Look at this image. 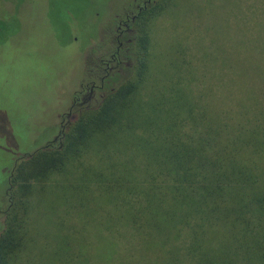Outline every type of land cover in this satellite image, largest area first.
Returning <instances> with one entry per match:
<instances>
[{
    "label": "rangeland",
    "instance_id": "374dc122",
    "mask_svg": "<svg viewBox=\"0 0 264 264\" xmlns=\"http://www.w3.org/2000/svg\"><path fill=\"white\" fill-rule=\"evenodd\" d=\"M142 1L0 0V233L13 222V246L20 245L9 264H158L153 242L119 220L122 201L115 194L122 191L121 179L113 177L121 190L110 192L113 200L90 178L95 169L121 170L112 166L132 152L135 170L147 166L143 145H130L128 153L109 151L114 158L90 145L67 161L71 172L32 184L24 195L14 196L11 184L20 162L62 147L80 111L97 108L123 82L138 79L144 42L148 70L136 100L165 92L177 106L192 98L198 109L219 113L235 111L240 101L252 104L247 93L253 87L264 107V0H153L133 26L127 59L83 108L72 107V98L80 104L90 83L99 87V60L110 61L118 22L134 15ZM68 114L70 123L58 137ZM183 122L189 134L191 123ZM138 129L132 136L140 137ZM103 157L108 159L100 163Z\"/></svg>",
    "mask_w": 264,
    "mask_h": 264
},
{
    "label": "trees",
    "instance_id": "16d2710c",
    "mask_svg": "<svg viewBox=\"0 0 264 264\" xmlns=\"http://www.w3.org/2000/svg\"><path fill=\"white\" fill-rule=\"evenodd\" d=\"M142 52L137 80L123 82L97 108L80 111L60 149H41L16 166L11 178L17 187L14 196L18 191L26 194L32 184L71 172L65 170L67 161L90 145H100L103 154L121 149L128 153L130 145H143L149 154L147 166L135 170L132 152L111 165L121 170L95 169L90 178L106 197L122 190L115 194L122 201L119 220L146 243L153 242L150 249H157L158 264H264V107L258 106L259 94L251 87L247 96L252 104L240 101L235 111L219 113L210 107L198 109L192 98L186 106H177L165 92L138 101L148 70L145 42ZM183 121L191 123L189 134L183 131ZM139 126L140 137L132 136ZM104 159L108 158L100 163ZM113 177L123 182L121 190ZM13 225L8 220L0 233V264H9L20 247L13 246L18 230Z\"/></svg>",
    "mask_w": 264,
    "mask_h": 264
},
{
    "label": "flooded vegetation",
    "instance_id": "af4514ba",
    "mask_svg": "<svg viewBox=\"0 0 264 264\" xmlns=\"http://www.w3.org/2000/svg\"><path fill=\"white\" fill-rule=\"evenodd\" d=\"M135 1H137V0H135ZM152 2H153V0H144V1H142V3L141 2L137 3L136 4V11H135L136 13L132 16L126 15V18L124 21L118 22V26L116 28L117 46L115 47L113 53L109 57L110 61L106 62V61H104L103 58H101L99 60L97 72L103 73V76L100 78L99 87H96V85L93 82L90 83V85L87 87L88 92L84 97H82L80 104L76 103L77 98H75V97L72 98V107L78 106V109L83 108L84 103L87 100H90L92 98L95 90L97 88L103 89L104 84L107 83V80L110 78V76H112L111 73H113L114 70H116V68H119V66H121L123 64L122 59H127V56L129 55L130 50H131L130 45L135 40L133 38L134 37L133 34H135L133 26H134L135 22L139 19L140 15L148 9V7L151 5ZM125 35L130 36V37L127 38ZM121 38H122V40L125 38L124 41H120ZM110 63L111 64L114 63L115 65L111 66ZM116 75L117 74L115 73V76ZM70 117H71L70 114H68L66 116L67 122L64 124L63 123L60 124L61 130L58 134V137L60 134H62L65 127L70 123ZM57 140H58V138L55 137L54 142Z\"/></svg>",
    "mask_w": 264,
    "mask_h": 264
}]
</instances>
